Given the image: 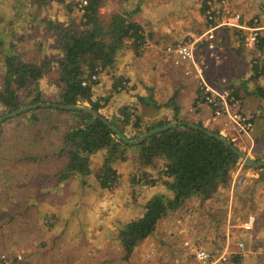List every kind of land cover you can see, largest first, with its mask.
<instances>
[{"label": "trees", "instance_id": "trees-1", "mask_svg": "<svg viewBox=\"0 0 264 264\" xmlns=\"http://www.w3.org/2000/svg\"><path fill=\"white\" fill-rule=\"evenodd\" d=\"M29 3L37 13L32 17L40 18L39 11L52 3L64 4L63 9H66L70 17L72 8L77 7L79 2L30 0ZM102 4L103 0H87L78 21L59 23L46 14L40 18V25L43 36L48 38H37L38 31L34 24H29L27 29L32 30L29 32L32 35L29 40L33 39V43L38 45L37 53L32 56L26 55L23 45L21 48L19 46V42L25 38L23 32L19 34V40L10 44V51L4 53L0 48V116L20 106L40 101L79 104L98 112L128 139L137 138L150 129L172 121H188L180 117L179 107L172 98L161 106L151 100L150 96L143 95H136L135 103L131 105H120L111 116L99 112L108 106L112 94H95L94 88L99 79L90 81V76L94 73L98 76L109 74L112 89L117 94L129 91L125 86L117 89L122 77H117L113 72L117 69L120 52L131 49L137 51L144 37L140 34L143 28L123 14L112 15L105 26L99 14ZM49 42L50 50L46 45ZM255 48L259 56L250 59L254 61L251 64L252 78L264 75V34L259 33ZM84 80L88 81L86 85H82ZM251 92L258 91L254 88ZM17 93L20 94L19 98L16 97ZM136 104L157 109L170 105L171 111L165 117L146 118L138 114ZM42 109L65 112L75 117V123L68 126L60 145L54 151L56 156L67 159L59 179L76 175L81 183L86 184V179L94 176L99 187L110 189L118 182V172L113 164L131 159L137 170L142 172L138 183L146 184L141 182L147 175L145 168H153L158 162L161 163L158 176L148 179L152 184L155 180L159 181L172 195L155 193L144 204L138 216L119 225L115 240L120 246V258L123 261L128 262L134 248L153 235L158 223L182 207L188 199L195 196L202 203L213 198L220 187L229 184L230 172L241 163L222 142L186 123L153 133L143 141L130 145L118 139L102 120L92 114L53 107ZM35 110H27L28 123L34 121ZM12 119L14 117L6 121ZM197 124L201 125L200 122ZM94 154H100L102 160L101 165L93 170L90 160ZM29 159L36 161L37 157ZM243 167L249 168L246 165ZM256 169L260 171L259 177L264 178V167ZM234 260L239 261L237 258Z\"/></svg>", "mask_w": 264, "mask_h": 264}, {"label": "rangeland", "instance_id": "rangeland-1", "mask_svg": "<svg viewBox=\"0 0 264 264\" xmlns=\"http://www.w3.org/2000/svg\"><path fill=\"white\" fill-rule=\"evenodd\" d=\"M29 2L30 0H0V48L3 49L4 53L10 51V44L15 43V40H19L18 36L23 32L25 34V38L23 39L25 42H22L23 40L19 42L20 48L21 45H23L27 56L36 54L38 45L33 43V39L29 40L32 36L29 34V32H32V30L29 31L27 28L29 24H34L35 30L38 31V33H36V37L39 39L48 38L43 36L40 25V18H44L46 14L60 23H66L67 21L69 22L71 20L78 21L79 14L82 13L76 7H73V11L71 12L70 17H68L69 15L67 14L66 9H63L64 4L61 5L58 3H52L49 4V6L45 9H42L41 12L39 11L40 18H36L32 17L37 13ZM67 2L68 0H66V3ZM180 2H182V5L179 9L181 11H189V7L192 9L198 7L204 24L205 11L210 7L219 8L220 5L228 7L233 12L240 13L249 25L256 23L257 25L261 26L264 24V0H171L168 2V5L172 8V10H175V3L180 4ZM113 3L114 0H103V4L99 8V14L101 19L104 21L105 26L108 25L112 15L120 14L115 10L111 12V10L114 8L119 7ZM119 3L120 1L118 0V4ZM159 3L160 2H158V4ZM141 20L144 21V18ZM142 24L141 26H143ZM222 31V28L217 31V40H219L217 46L218 52L222 50V46L220 44ZM259 33L263 35L264 29L260 30ZM199 34L200 33L195 34V36ZM188 35L189 33L187 36ZM16 37L18 39H16ZM171 38L174 40L176 39L174 37ZM187 39L188 38L182 42L186 41ZM231 40L232 43L228 44L226 47L224 46V49H228L230 54H233V57H236V60L238 61L237 67L235 69V64H233L234 61L232 58V64H229L228 68L232 69L233 73H225L227 75H224V78L221 80H216V78L215 83L210 82L207 76L205 59L209 56L204 54L202 49L197 52L196 59L197 62L200 61L202 63L200 68L204 79H206L209 83H212L214 86H228L234 91V94L237 98H239L237 95L239 87H241L242 90L247 88H251L252 90L256 88L258 92L255 94H257L259 97L263 96L264 94H261L264 93V89L262 87L264 86V75L255 76L254 78L251 77L253 75L251 64H253L254 61L252 62L250 59H254V57L256 58L259 56V52L255 48V45L253 48L247 47L245 45L246 40H244L243 36L236 30H233ZM144 42L146 46L149 44L146 42V39H144L142 43ZM46 45L48 50H50V42ZM146 46H144V48ZM168 46L172 47L174 45L171 46V44H169ZM169 47L166 48V51ZM236 48H238V50ZM18 51L20 50L18 49ZM218 52L212 57H216ZM129 53L131 54V50L120 52L117 63V69L122 65L123 67H128L127 71L125 73H116L117 70L113 72V74L116 73L117 77H122L121 83L124 81L126 88L129 89V91H125L122 94L115 93L112 89V79L109 77L110 75H100L101 81H99L97 84L95 94H112L108 106L99 110V112L103 115L108 114L111 116L120 105H131V98L135 92H131V55L129 56ZM173 60L174 56L172 58V61ZM187 65L189 64L185 62V67ZM149 70L150 69L143 71V73L146 74V81H141L137 78L134 82L135 87L137 88L136 90H138L140 94H144V89L148 90L146 86H152L150 83L152 78L150 77L151 73H149ZM190 74L195 75L198 81L199 73L197 70H193ZM106 75L109 76L106 78L104 77ZM126 79H128V81H125ZM150 92L152 93V96L154 93L157 95L155 96V100L150 97L151 100L157 104H161V106L165 105L164 103L167 100L166 98H168L167 95L170 93H166L165 88L158 86L156 88L152 87ZM136 95H138V93H136ZM19 96L20 94L17 93L16 97L19 98ZM42 108L39 110L35 108L34 121L32 123H28L27 121L29 118V114L26 113L27 111H25L26 114L23 113L22 115L14 117V119L10 121L5 120L0 123V232L7 236L4 238V240L8 238L12 242H15L17 241L18 233L21 230L22 223L25 224L24 230L26 231L23 233V242L24 244H27L29 252L27 253L26 251L22 253V255L25 257L23 261L27 264H33L32 262H34V258H42L41 260L45 264H50V259L55 255H58L59 260L63 255L70 256L65 255V249L71 247V244H78L80 249L86 243L92 244L94 246L92 256L99 259L98 262L102 264H191V256L186 255V253L181 251L183 239L179 245V248L181 249H178L177 253L175 252L173 254L170 246L163 242L164 240L160 239L159 236L157 237L156 235L153 238H149L146 243H142L140 245L142 249L139 254H132L128 262L123 261L120 258V249L117 245L118 241L115 240L119 225L138 216V214L143 211L144 204L155 193H164L163 187L159 184V181L155 180L156 182L152 184L150 179H148L150 177L156 178L158 176L159 168H161V163L159 162L153 168H145L147 175H145L142 179L143 181H141L146 182L145 185L138 183L137 180L139 177H141L142 172L141 170H137V168L134 166V163H132L131 159H129L124 163L113 164V167L118 172V182L113 188H99L98 185H95V188L81 189L82 187H79L78 184L74 186L75 182H78V180H72L73 187L70 186L66 188L67 186H65V194L62 197L48 194L47 198L49 200V210L41 215L39 219H30L28 217L29 219L22 220V218L24 219V217L27 216L26 210L32 206L26 205L27 203L20 207L22 210L20 215H17V219L19 218L18 220L16 219L17 221L15 220V215L13 216V219H7L9 216L8 211L1 210L3 209V207H1V204L3 203L2 198L3 196H8L9 194L8 191H4L3 189L5 188V182L21 185L20 182H25L28 179L30 181L33 180L34 183L32 187L35 189V192L37 191L36 193H41V195H43V188L40 187L41 185L38 181L41 180V178L45 182L53 181V171L51 168H56L59 165L55 164L57 161L55 162V159L52 156L50 158V155L47 153V151L52 150L54 146L58 144L57 142L59 141V137L62 135V132L65 131L67 123L63 121V118L60 120L62 122H59L58 117L55 115L57 112H54L52 109L47 112L46 109ZM156 109L157 107L154 109L150 108L149 111L154 112ZM158 111L161 112L162 116L164 117L169 113L165 111L164 107L159 108ZM63 114L67 116L66 118H68L69 113L65 114L64 112ZM50 118H52V122L50 121ZM186 122L193 121L188 119ZM54 123H57L58 125H55ZM195 123L197 124V122ZM59 125L60 129L54 128V126L59 128ZM203 127L208 128L232 141L230 137H228L229 134H227L226 130L219 133L218 130H215L214 128H209L206 126ZM234 136L239 139V134L233 133L232 137ZM232 142L238 148H240L237 140ZM240 149L243 150L242 148ZM30 155H40L41 157L46 156V158L40 159L38 162H29L30 160L24 161L26 159L25 156ZM19 157L24 158L20 161L18 160ZM101 160L102 158L100 154H94L91 156V168L93 170L98 168L101 165ZM40 166H42V168L44 167V169L47 168L48 173L46 176H49V179L45 178L44 175L42 177L41 174H39V170L41 168ZM34 170L36 171L35 173L33 172ZM29 171L32 174H29ZM25 173H27L26 176ZM29 175L31 176L30 178L27 177ZM95 181L96 179L94 176H90L86 179L87 184ZM52 183L53 182L50 184ZM19 188L20 189L15 186V189H13L14 191L11 192L12 197H14L16 200H21V202L22 200H28L32 198L29 195L28 188L25 190L23 187ZM61 189L58 191L61 192ZM73 189L74 191L72 192ZM76 189L81 190L76 191ZM238 189L239 188H237V191L240 192ZM235 192L233 193L232 197L237 196ZM222 195L223 194H220V197L218 196L219 199L216 201V203L219 201L221 204L224 201ZM77 201H81V203L78 205V210L76 209L77 206L74 204ZM187 202H185L182 207H179L176 211L169 213L167 217L161 220L158 223V230L165 229V232L169 230L170 232L172 231L171 234H173V230L175 233H181L180 227L185 228L183 233H194L192 238L189 235L186 237L189 238L192 243L195 244L197 241L203 240L210 241L213 246L216 245L211 234H204L201 231L205 228L212 229L214 233H216L217 230H223L221 218H223V215L227 212V208L224 209L225 207H223L226 206V202H224L223 206H219L220 204L217 205L219 209L216 214H211L210 210L206 209L207 211L199 210L197 216L194 215V212H197V207L202 208V206L196 204L200 202ZM12 205L13 206H10L12 209L17 208L15 203ZM31 215L33 217V211ZM207 218H209L208 221ZM174 236V240L171 241L172 247L173 245L179 243V240H177V235L175 234ZM176 246L174 248H178ZM201 246L205 245L201 244ZM179 254L180 257L178 258ZM1 255H5V260H0V264L7 263V261L10 263H12L14 260H16L15 262L19 261L16 259L17 255L14 256V260H8V255L5 253L0 254V256ZM139 257L142 258L143 261H140ZM75 260L76 259H71L70 262H75Z\"/></svg>", "mask_w": 264, "mask_h": 264}, {"label": "crops", "instance_id": "crops-1", "mask_svg": "<svg viewBox=\"0 0 264 264\" xmlns=\"http://www.w3.org/2000/svg\"><path fill=\"white\" fill-rule=\"evenodd\" d=\"M120 3L118 4V0H114L115 5L119 6L118 8H114L112 11H117L120 14L125 15L128 19H130L133 22L138 23L140 26L142 23L144 31V39H146V42L149 43L147 46L145 45V42L139 46V49L137 51L131 49V92H135L133 97L131 98V103H135V95L138 93V95L143 96H150L153 100H155V93L152 96V93L150 92L152 90V87L156 88L163 87L165 88V92L169 93L167 95L168 98H166L167 103L168 99L172 98L174 103L179 107V113L180 117L192 120L193 122H200L202 126H206L209 128H214L215 130H218L219 133L226 130L228 137L232 141L237 140L239 143V147L242 148L243 152L251 156L255 159H263L264 158V97L257 96V94L251 92V88H247L245 90H242L241 87L238 88L237 95L239 96L241 109L246 114H249L252 116L253 119V130L250 137H245L244 135H240L239 139L235 138L236 136L232 137L233 131L231 129V126L219 123L218 121H215L211 117V110L208 106L196 103V95L197 93V78L195 75H185L183 73V68L185 67V64L176 65L173 63L172 58L173 55L166 51V48L169 47L168 45L171 44L175 45L178 42H182L186 38H189L195 34L201 33L206 25L203 23V18H201V15L199 13L198 7H195V9H192L189 7V11H181L180 6L182 5V2L180 4L175 3L174 9L168 5V2L171 0H119ZM167 1V3H166ZM158 2H160L158 4ZM164 2V3H163ZM170 9V10H169ZM144 18V21L141 20ZM60 23V22H59ZM141 23V24H140ZM148 26H147V25ZM262 29H264V24L261 25ZM234 29H226L222 31V38L221 40V46L222 50L218 52L216 57H207L205 59V65L207 67V76L208 80L210 82H216V80H221L224 78V75H227L225 73H233L232 69H229V64H232V58H233V64H235V69L237 67V60L236 57H233V54L231 55L230 52L224 49V46L226 47L228 44L232 43L231 36ZM189 35L187 36V34ZM186 36V37H185ZM171 37L176 38L175 40ZM144 46H146L144 48ZM232 46V44H231ZM230 50V49H229ZM127 66L123 67L122 65L116 69V73H125L127 71ZM154 68V69H153ZM149 70L150 77L152 78L151 87L146 86L148 90L144 89L143 93L140 94L137 88L135 87V80L138 78L141 81H146L145 73L143 71ZM120 71V72H119ZM244 72V70H243ZM115 73V75H116ZM104 75V74H101ZM230 75V74H229ZM109 75H106L104 77H108ZM111 77V76H109ZM101 76H99V81H101ZM154 78V80H153ZM217 78V79H216ZM216 79V80H215ZM211 83V84H212ZM134 84V85H133ZM145 87V88H146ZM264 89V86H262ZM97 85L94 88V92L96 91ZM163 90V89H162ZM117 93L116 91H114ZM147 92V93H146ZM172 92V94H171ZM134 99V101H133ZM160 103V102H158ZM137 112L138 114L144 115L146 118L153 117V118H160L162 116L161 112H159V108L156 109L154 112H150L149 109H154L152 106L142 105V104H136ZM140 107V108H139ZM48 112L49 110L46 109ZM54 112H57L55 115L58 117L59 122L63 118V121L67 123V127L65 131L67 130L69 125H72L75 123V117L72 114H69L68 118L63 113L56 110H53ZM166 112L171 111V106L166 105L165 108ZM66 114V113H65ZM55 116V117H56ZM54 117V118H55ZM221 120V119H220ZM50 121L52 122V118H50ZM68 121V122H67ZM55 125H58L57 123H54ZM55 129H60L57 126H54ZM61 131V130H60ZM64 131V132H65ZM62 132V135L64 134ZM59 137V141L57 142L52 150L47 151V153L55 159V164H59L56 168H51L53 173V181H43L39 180L40 187L43 188L41 193H36L33 186V180L30 181L29 179L25 182H20L21 185L12 184L11 182H5V188L4 191H8V196H3L1 207L3 209L8 211V220L13 219L15 215V220L17 219V215L21 213L20 207L25 205H32L28 208L27 216L22 218V220L25 219H39L41 215H43L45 212L49 210V200L47 198L49 195H56L62 197L65 193L66 188L73 187L72 180H78L76 181L74 186L78 184V186L83 188H95V185H98L96 182H91L89 184L81 183L79 178L76 175H71L65 179H59V174L62 172L67 159L65 157H59L56 156L54 151L56 147H58L61 143V137ZM235 138V139H234ZM234 139V140H233ZM239 148V149H240ZM26 160H30L29 162H38L40 159L46 158V156L41 157L40 155H30L25 156ZM30 157H37V160L34 161L32 159H29ZM24 157H19L20 161L23 160ZM244 165V164H243ZM239 167L238 165L235 166V168L230 172V178H229V184L225 187H220L217 191V193L213 196V198L208 199L202 203H196L199 201V199L195 196L191 197L187 201H193V203L198 204L199 206H202V208L197 207L196 213L194 212V215L197 216L199 213V210H210L211 214H216L219 207L217 206L220 204L218 201V196L220 197V194H223V202L219 206H223L224 202H226V206L224 209L227 208V212L223 215L222 219V227L223 230H217L216 233L213 232L212 229L205 228L202 229V233L204 234H211L212 238H214L216 245L213 246L210 241H197L195 244L198 246H201V244L205 246L208 249H216L218 247H222L226 242V234L227 229L231 232V242H230V249L233 251L234 247L236 246L237 241H243L244 242V249L240 251L239 255L233 256L232 259L237 258L239 261L244 262L245 264H264V178H260L259 169L261 167H249L245 168ZM39 174L45 178H48L49 176H46L48 173L47 168L44 169L42 166H40ZM264 167V166H263ZM36 172L35 170L33 171ZM29 174H32L30 171ZM27 173H25V176ZM35 175V174H34ZM37 175V174H36ZM238 176L241 179V181L244 180V183L236 184L234 185V176ZM30 178L31 176H27ZM49 179V178H48ZM19 182V181H18ZM53 182L52 184H50ZM82 184V185H81ZM51 185V186H50ZM145 185V184H142ZM15 186L23 187V189H29V195L33 198L31 201L28 200H16L14 197H12L11 192L14 191ZM67 186L66 188H64ZM46 187V188H44ZM99 187V186H98ZM63 188V189H61ZM101 188V187H99ZM240 190V192L237 191ZM17 189V190H18ZM55 189V190H54ZM61 189V192L58 190ZM80 189V190H81ZM54 190V191H53ZM79 189L76 191H80ZM74 189L72 190V192ZM163 191L168 196L172 195V192L169 190H165L163 188ZM236 191V192H235ZM244 191V192H243ZM71 192V193H72ZM237 195L236 197H232L233 193ZM242 192V193H241ZM70 193V194H71ZM232 197V198H231ZM227 198V199H226ZM226 199V200H225ZM186 201V202H187ZM234 204H233V202ZM187 202V203H188ZM200 202V201H199ZM228 202V203H227ZM15 203L17 208L12 209L10 206H13L12 204ZM78 203V204H76ZM75 204L76 209H79V204L81 201H77ZM39 206V208H38ZM10 207V208H9ZM217 209V210H215ZM223 209V208H222ZM206 210V211H207ZM215 210V211H214ZM34 212V215L32 217L31 213ZM186 216V215H185ZM192 216V215H191ZM6 217V216H5ZM29 217V218H28ZM19 219V218H18ZM17 219V220H18ZM16 220V221H17ZM209 218H207V221ZM6 221V220H5ZM230 223V224H228ZM245 225V226H244ZM159 226V225H158ZM158 226L156 229V232L147 237L143 242H141L137 247L134 248L132 254H139L142 247L140 246L142 243H146V241L149 238H153L155 235L160 239L164 240L166 244L170 246L172 249L173 254L180 249L179 245L181 243V240L186 238L188 235L192 238L193 234H190L189 232H184L185 228L180 227L181 233H175L173 230V234L168 230L165 232V229L158 230ZM228 226H230L228 228ZM25 224L22 223L21 230L18 233L17 241L12 242L10 239L6 238V235L0 232V254L5 253L8 255V260H14L15 255H21L22 259L15 262L16 260L12 261V263L8 262L3 264H27L24 262V255H22L23 252L27 253L29 252V248H27V244H24L23 237H24V230ZM177 229V227H176ZM179 231V230H178ZM195 231V230H194ZM189 233V234H188ZM177 235V240H179L176 245H171V241L174 240L175 236ZM201 243V244H200ZM117 245L119 246L118 242ZM140 246V247H139ZM178 248H174V247ZM120 249V246H119ZM94 250V246L92 244H84L82 248L79 249L78 244H71V247L65 249V255L70 256H62V258L59 260L58 255L53 256L50 259V264H102L98 262L99 259L94 258L92 256V252ZM181 252V251H180ZM39 253V252H38ZM120 253V251H119ZM181 254V253H180ZM180 254L178 258L180 257ZM40 255V254H39ZM139 256V255H138ZM183 258V257H182ZM42 258H34L33 264H45L42 260ZM71 259H76L75 262H70ZM140 261H143L142 258L139 257ZM184 260V259H183ZM147 264V263H145ZM185 264V263H182Z\"/></svg>", "mask_w": 264, "mask_h": 264}, {"label": "built area", "instance_id": "built-area-1", "mask_svg": "<svg viewBox=\"0 0 264 264\" xmlns=\"http://www.w3.org/2000/svg\"><path fill=\"white\" fill-rule=\"evenodd\" d=\"M73 2L78 1L77 9L82 12V7L87 4V0H70ZM205 24L206 28L199 35H193L184 42H179L172 47H169L167 51L174 56V64L187 65L183 68V73L188 75L193 70L198 71L199 79L197 81V96L196 103L204 104L208 106L212 112V119L231 126L233 133L239 134V136L245 135L251 136L253 130L252 116L246 114L241 110L240 100L234 94L228 86L222 87V85L214 86L204 79L201 73L200 61L197 62V52L202 49L204 54L209 57L215 56L218 52L217 31L221 28L234 29L238 31L246 40L245 45L252 47L256 44L258 33L262 30V26L253 23L247 24V21L238 12L231 11L228 7L220 5L219 8L210 7L205 11ZM144 31L140 32L144 36ZM143 44V43H142ZM191 65V66H190ZM99 76L94 73L90 76V81H96ZM87 80L82 82V85H86ZM126 84L124 81L117 86V89H123ZM221 119V120H220ZM237 138V137H235ZM234 138V139H235ZM233 139V140H234ZM243 164H238L241 167ZM244 183L238 176H234V185ZM230 224V223H228ZM245 226V225H244ZM230 226H228L229 228ZM226 242L218 249H208L195 245L189 238L182 240V252L191 256V264H245L242 261L232 259L233 256L239 255L240 251L244 249V242L237 241L234 250L230 249L231 232L227 229ZM181 249V248H180ZM17 260L21 259L20 255L16 256ZM0 260H5V255L0 256ZM0 261V262H1Z\"/></svg>", "mask_w": 264, "mask_h": 264}, {"label": "water", "instance_id": "water-1", "mask_svg": "<svg viewBox=\"0 0 264 264\" xmlns=\"http://www.w3.org/2000/svg\"><path fill=\"white\" fill-rule=\"evenodd\" d=\"M42 107H53V108H58V109H63V110H78V111H83V112L92 114V115L98 117L100 120H102L109 127V129L112 131V133L114 135H116V137L118 139H120L122 142H124L126 144H130V145L143 141L144 139H146L149 135H151L153 133H157V132L163 131L165 129L174 127L176 125H181L183 123H186L188 126H191L195 129H198V130L202 131L204 134H206L207 136L215 138L216 140L222 142L227 148H229L238 157V159L241 161L242 164L249 166V167H263L264 166V158L263 159L252 158L251 156H249L248 154L243 152L241 149H239L232 141L228 140L227 138L221 136L220 134H218V133H216V132H214L208 128H205L203 126L196 124L195 122H183V121H179V120L172 121V122H169L165 125L150 129L146 133L138 136L137 138L128 139L115 126H113L106 118H104L98 112H96L95 110H93L87 106H83V105H79V104H59V103H51V102H42L41 101V102H36V103L26 104V105L20 106L14 110L8 112L7 114L0 116V123L9 119V118L16 117L19 114H21L22 112H25L27 110H31V109H35V108H42Z\"/></svg>", "mask_w": 264, "mask_h": 264}]
</instances>
